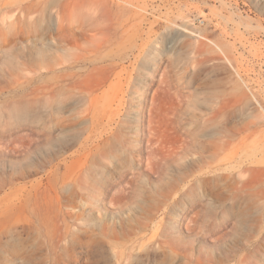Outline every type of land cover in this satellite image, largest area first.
Here are the masks:
<instances>
[{
	"label": "rangeland",
	"instance_id": "rangeland-1",
	"mask_svg": "<svg viewBox=\"0 0 264 264\" xmlns=\"http://www.w3.org/2000/svg\"><path fill=\"white\" fill-rule=\"evenodd\" d=\"M0 264H264V0H0Z\"/></svg>",
	"mask_w": 264,
	"mask_h": 264
},
{
	"label": "bare ground",
	"instance_id": "bare-ground-1",
	"mask_svg": "<svg viewBox=\"0 0 264 264\" xmlns=\"http://www.w3.org/2000/svg\"><path fill=\"white\" fill-rule=\"evenodd\" d=\"M31 5H33V4H31ZM32 7H34V6H32ZM29 13V12H28ZM8 39V38H7ZM10 50V49H9ZM7 65H8V69L10 70V74L11 75H14V76H16V77H18V72H19V69H18V67H15L14 65H11L10 63H7ZM48 68H49V70L51 71V70H53L54 68H53V66H48ZM92 93V92H91ZM99 95V94H98ZM98 97V96H97ZM96 97V99H98ZM20 102H22V101H20ZM86 103L85 104H87V103H89V105H90V107H91V109L93 108V106L92 105H94V103H95V96L94 95H92V97H91V95H90V98L87 100V101H85ZM17 103H18V101H17ZM17 103H15V105H13L12 106V108H11V110H10V113H9V118L12 120V119H21L22 117H24V115L30 110V107H32L31 106V102H29V103H19V104H17ZM88 105V106H89ZM33 108V107H32ZM18 126V125H17ZM39 131V130H38ZM110 143V142H109ZM96 146V145H95ZM98 146H99V144H98ZM96 148H97V146H96ZM91 149V148H90ZM95 148H93V150H94ZM98 149V148H97ZM98 151V150H97ZM90 152H91V150H90ZM98 153H99V151H98ZM94 154H96V152L94 153ZM65 176V175H64ZM66 179H68V178H66ZM58 180V179H57ZM61 180H63V182H64V179H61ZM60 180V181H61ZM68 181V180H67ZM51 182V181H50ZM66 182V181H65ZM56 184H58V183H56ZM2 185V184H1ZM52 185V184H51ZM63 185V184H62ZM245 205V204H244ZM255 206V205H254ZM229 207V206H228ZM246 207H248V205L246 206ZM259 207V206H258ZM257 207V208H258ZM227 209V208H226ZM233 210V209H232ZM256 210V209H255ZM229 211V210H228ZM230 212V211H229ZM236 212V211H235ZM252 212V207H249V208H247V210H246V212L244 213L243 212V214L245 215V218H246V216H248L249 215V213L250 214H252L251 213ZM257 212V211H256ZM236 214V213H235ZM238 214V213H237ZM236 216V215H235ZM253 216V215H252ZM247 219V218H246ZM259 220V219H258ZM260 221V220H259ZM248 255V254H247ZM242 261V260H241Z\"/></svg>",
	"mask_w": 264,
	"mask_h": 264
}]
</instances>
